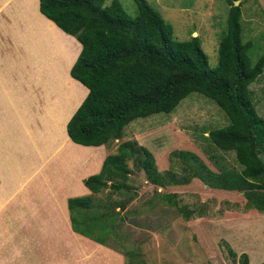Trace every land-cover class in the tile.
Wrapping results in <instances>:
<instances>
[{
  "label": "trees",
  "instance_id": "1",
  "mask_svg": "<svg viewBox=\"0 0 264 264\" xmlns=\"http://www.w3.org/2000/svg\"><path fill=\"white\" fill-rule=\"evenodd\" d=\"M133 1L134 18L118 0H39L40 13L81 45L69 74L88 94L67 123L69 139L84 147L108 146L135 119L170 114L189 94L198 93L212 100L229 121L223 128L210 130L208 142L223 152H234L242 169L237 174L224 167L213 172L200 166L197 176L213 189L241 192L248 203L264 211V197L258 198L245 186L246 180L264 176V121L248 89L263 72L264 54L250 64L252 45L242 42L240 7L229 2L218 63L211 69L198 36L176 40L172 27L147 0ZM136 150L132 141L119 144L114 154L104 158L100 171L83 180L91 196L67 200L73 231L104 246L109 238L115 243L120 238L115 223L123 217L109 205L94 203L93 197L104 191L127 193L126 160H135ZM139 151L145 156V173L160 186L151 153L144 147ZM120 239L116 244L124 249L125 239Z\"/></svg>",
  "mask_w": 264,
  "mask_h": 264
},
{
  "label": "rangeland",
  "instance_id": "2",
  "mask_svg": "<svg viewBox=\"0 0 264 264\" xmlns=\"http://www.w3.org/2000/svg\"><path fill=\"white\" fill-rule=\"evenodd\" d=\"M118 2L131 18L137 15L133 0ZM147 2L172 27L176 40L199 37L211 69L218 63L217 48L227 29L229 2H233L234 6L236 2L241 11L242 42L252 45L248 51L250 64L254 65L264 54V0ZM2 20L4 17L1 14V23ZM6 43L1 41L0 44ZM48 58L51 59V56ZM54 66L57 69L55 77L65 85H71L66 78L69 65L63 66L59 62ZM0 68V72L11 76L12 80L23 74V71L14 69L9 72L5 67ZM43 72L46 82L47 72ZM40 73L38 71L34 75L37 80ZM248 89L255 111L264 121V69ZM228 123L225 113L212 100L198 93L189 94L170 114H155L132 121L124 128L120 139L106 146L114 154L119 144L127 141L135 143L136 159L126 160L130 169L126 184L130 188L125 194L104 191L93 197L94 203L103 207L109 205L123 217L115 223V229L120 238L125 239L124 249L116 244L121 241L120 238L115 240L116 243L109 238L104 246L75 231L72 233L113 251L122 258L121 263L118 258L111 259L115 264H264V211H258L248 203L241 192L213 189L197 176L200 166L213 172L224 167L240 174L242 167L237 163L234 152L218 150L206 138L210 130L223 128ZM140 147L151 153L153 169L162 183L160 186L154 185L145 173L142 167L145 156L139 151ZM64 150L72 158L81 159V153L76 148ZM80 170L82 174L88 173L82 166ZM245 183L248 192L256 193L260 199L264 197V176L258 180H246ZM117 203L124 207L119 209L115 206ZM25 233L21 228L16 236L19 242H26L28 248H23V252L32 251L31 241ZM4 234V240L8 239ZM45 236L48 237L47 233ZM53 241L47 244L54 245ZM81 243L91 246L87 242ZM69 248L70 253L65 244L61 255L74 261L75 250ZM127 251L132 253L131 256L123 254ZM90 258V255L81 254L77 259L86 262ZM99 260L101 264L109 262L107 257Z\"/></svg>",
  "mask_w": 264,
  "mask_h": 264
},
{
  "label": "crops",
  "instance_id": "3",
  "mask_svg": "<svg viewBox=\"0 0 264 264\" xmlns=\"http://www.w3.org/2000/svg\"><path fill=\"white\" fill-rule=\"evenodd\" d=\"M1 14L0 43H7L0 44V66L23 74L12 80L0 72V264H78L81 254L91 258L79 264H101L106 257L104 264L121 263L113 251L73 234L69 221L67 200L91 196L83 180L97 174L113 153L106 146L75 144L67 135L68 121L88 94L69 74L81 45L40 13L39 0H0ZM59 62L69 65L71 85L55 77ZM73 147L81 159L64 150ZM81 166L88 173L82 174ZM74 189L79 191L69 192ZM21 228L32 251H22L28 247L16 236ZM52 239L54 245L47 244ZM65 244L69 253V247L75 250L74 261L61 255Z\"/></svg>",
  "mask_w": 264,
  "mask_h": 264
},
{
  "label": "water",
  "instance_id": "4",
  "mask_svg": "<svg viewBox=\"0 0 264 264\" xmlns=\"http://www.w3.org/2000/svg\"><path fill=\"white\" fill-rule=\"evenodd\" d=\"M235 6H236V2H235Z\"/></svg>",
  "mask_w": 264,
  "mask_h": 264
},
{
  "label": "bare ground",
  "instance_id": "5",
  "mask_svg": "<svg viewBox=\"0 0 264 264\" xmlns=\"http://www.w3.org/2000/svg\"><path fill=\"white\" fill-rule=\"evenodd\" d=\"M195 36H196V34H195Z\"/></svg>",
  "mask_w": 264,
  "mask_h": 264
}]
</instances>
